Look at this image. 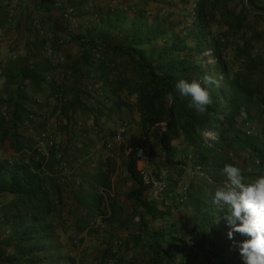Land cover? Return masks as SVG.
I'll list each match as a JSON object with an SVG mask.
<instances>
[{
  "label": "trees",
  "instance_id": "16d2710c",
  "mask_svg": "<svg viewBox=\"0 0 264 264\" xmlns=\"http://www.w3.org/2000/svg\"><path fill=\"white\" fill-rule=\"evenodd\" d=\"M206 2L198 3L186 36L174 31L177 23L168 17L150 23L137 16L128 27H123L124 15L115 13L107 15L98 27L84 34L61 30L65 28L60 23V36L52 41L55 45L64 44L67 38L80 42L82 53L74 73L96 78L92 83L96 96L90 94L88 87L87 91L80 89L73 101L62 107L61 114L67 122L60 130L66 137L47 147V157L36 145L49 117L26 90L40 92L54 66L39 56L32 64L21 57L4 68L6 82L1 94L2 97L7 95L4 103L9 112L6 115L0 110V146L3 151L7 147L19 157L13 161L11 157L0 156V264H85L83 257H75V250L81 237L88 232L102 233L99 264H197L200 253L195 250L197 247L206 253L201 264H218L212 260L215 247L221 253L229 248L235 256V264H245L238 244L246 237L236 233L234 240L228 238L230 229L223 219L227 206H216L213 196L216 187L226 180L224 167L235 166V158H239L234 141L242 140L239 130L256 120V103L264 105V76L258 81L254 79L256 70L264 66V62L262 57H254L247 51L251 43L246 42L236 48L238 56L247 58L245 67L229 70L222 58V46H228L229 33H219L218 37L211 35ZM243 2L248 7L254 0ZM42 4L47 6L52 0H42ZM257 8L261 10L258 14H264V7ZM219 15L220 24L234 31V35L240 32L247 19L245 13L235 14L231 9H222ZM111 26L113 31H123L125 38H116ZM168 38L171 42L161 51L154 49L160 39ZM189 38L194 42V54L189 52ZM39 40L26 43L27 47L32 45L37 54L48 46L46 39ZM205 48H211L216 58L209 67L197 62ZM204 75H212L219 83L209 87L213 103L205 113L199 114L188 107L189 98L179 95L176 84L181 79L200 80ZM48 85L57 98L65 94L62 86L53 81ZM168 92L173 93L174 102L165 99ZM129 98H134L135 102ZM134 108L144 135L165 124L161 127L159 144L166 154V163L179 169V175L189 156L194 167H201L200 179L191 181L185 192L174 193L170 198V204L173 202L177 209L184 203L192 207L194 218L192 222L186 220L192 223L186 231L191 248L187 247L186 232L182 228H170L173 221L166 217L172 215L170 205L164 199L157 201L148 195L153 185L143 180L137 151L123 155L126 156L125 175L116 167L117 161L107 148L117 135V130L109 126L120 122L129 124L133 120L129 113L134 112ZM242 110L247 113L246 119L240 116ZM78 111L94 117L93 129L81 130L75 123L71 128V113ZM41 112L45 117H41ZM261 126L246 142L259 163L251 165L253 169L259 167L253 172L242 168L246 179L264 171V146H259L256 140L260 137L264 141V121ZM211 129L216 137L208 140L206 132ZM179 139L184 150L183 159L178 162L181 168L173 159L177 149L172 142ZM117 170L122 182L116 181L115 186L124 188L129 207L126 214L124 207L127 206L119 204L117 195H111L112 174ZM128 183L130 186L125 188ZM161 216L167 219V224L153 230L150 217ZM125 233H128L127 241L119 240ZM129 244L142 253L127 256L123 248ZM223 259V264H228L227 257Z\"/></svg>",
  "mask_w": 264,
  "mask_h": 264
},
{
  "label": "rangeland",
  "instance_id": "374dc122",
  "mask_svg": "<svg viewBox=\"0 0 264 264\" xmlns=\"http://www.w3.org/2000/svg\"><path fill=\"white\" fill-rule=\"evenodd\" d=\"M78 1L77 3H80ZM200 1L202 0H120V1L110 0V1H103L102 5L99 4L95 5V3L93 2V7H92L93 10H91L90 8L91 6L88 3L85 4L81 3L83 5L82 9H80V6H82L81 4L79 5L75 3L72 7L75 8L76 15H75V19L72 20L71 23L72 22L76 23V20L79 19L78 23L80 24V28L82 27V25L85 26H83L80 32L75 30V33L84 34L88 29H93L95 27H98L102 19L106 18L107 15H112L115 13H122V15H124L125 18L123 20V25H122L123 27H128L129 24L137 16H140V19L142 21H149L150 23H153L155 21L157 22L158 19L168 17L174 23H177V26L174 27V31L181 32L183 36H186L187 32H189V28L191 27L192 21L195 19L196 7L198 6V3ZM40 2L42 3V0H40ZM35 3L36 2L32 1L30 5L34 6ZM206 3L208 4L207 11L210 15L208 30L211 31V35L218 37L219 33L222 32L224 33L226 31H228L229 33L228 38L230 40L228 46L226 45L222 46V58L227 62L229 70L235 71L245 67L247 58L238 56L236 52V48L237 46L244 45L246 42L251 43L250 46L246 47L247 51H250V53L254 57H262L264 62V14H258L261 10H258L257 8V6L264 7V0H254V3L250 2L248 7L245 5L243 0H207ZM19 4L20 3H18L17 5ZM33 6H31L33 9L31 13L34 15L32 21L38 19L39 21L41 20L42 23L47 22L46 18H44L46 16L42 17L39 16V14H35ZM67 7H69V5L66 6V8ZM15 8H16L15 3L12 2V0H0V18H1L0 25L5 26V24L10 22L9 19L13 17ZM247 8L249 10L246 11ZM222 9H231V11H233L235 14L245 13L247 15V19L245 20L243 24V28L240 30V32H236L234 35L233 34L234 31H230L228 30L229 29L228 27L220 24L219 14L220 11H222ZM34 22H32L33 29H36L37 31L40 30L38 26L34 25ZM54 25H55L54 22H52L48 27L44 25L45 27H47L46 28L47 30L46 32L48 34L47 37L49 40H51L49 43H51L52 39L55 38V36L52 34L53 33L52 26ZM111 27H112L111 31H113L112 29L114 27L113 26ZM112 33L115 35L116 38L117 37L120 39L125 38L123 31H113ZM39 35L42 37L43 35L46 34L40 33ZM29 41H31L32 43V40ZM73 41L74 40H71L70 38H67V40H65L67 44ZM170 42H171V38H168L167 40L160 39L158 43L154 45V49L156 51H161L163 47ZM188 45L190 48L189 52L192 53L194 42L190 38L188 40ZM118 59H116V61H118ZM215 61L216 58L213 56V51L211 48H205V50L197 57V62H202L203 65L207 67L215 63ZM2 69L3 67H0V71H2ZM1 75L2 72H0V76ZM261 76H264V66L256 70L254 79L258 81ZM220 81L223 82V79H221ZM1 85H3V83H1V79H0V110L4 108L5 106L4 102L7 100V96L3 95L2 97L1 93L4 88ZM99 87H101V83H99ZM11 89L12 90L15 89L14 86ZM130 100L132 103L135 102L134 98ZM133 110L134 112L129 113V117L133 118V120H131L129 124L125 125V124H121L120 122L117 125L114 126L112 125L117 130V134H120L121 136L120 138L115 137L114 143H112L111 146H107V148L110 153H113L114 156L113 159H116L117 161L116 167H118L120 171L126 170V158H125L126 156L123 157V155L128 154L131 150L138 151L141 149L144 152L143 160L146 163V166H144L141 169L149 173L152 179H156L158 176H161L162 180L165 182V187L163 188V190L152 189L153 199L157 201H161L163 199L166 201V199H168L170 203L171 199L169 198L173 196L174 192L178 193L177 191L178 189H180V193L182 191L185 192V189L188 186V184L193 180L198 181L202 176V173H199L198 169L194 167L193 159L189 156L186 167L182 168L184 169L183 173L179 175L178 173L179 169L177 170L173 166H170V164L166 163L165 160L166 154L161 149L159 144V137L161 135V130L165 126V124H161V126L157 128H152L150 133L144 135L140 130V126L138 124L139 116L137 114V111L135 108ZM256 110L258 111L256 120L253 123L246 124L243 127V130L241 131L239 130L238 132L239 137L242 140H234L235 145L236 147H238L239 150L237 153V156L239 158L238 159L237 157L235 158L234 165L236 167H239L241 171H243L242 168L244 169L247 168V171L253 172L254 169L257 170L259 168L257 167L253 169L251 167V165L257 166L259 165V163L257 162L256 158L253 156L252 152L250 151V148L248 147L249 145L247 146L246 144V142L250 141L249 138L251 136L253 137L255 134H257L258 129L262 127L261 123L264 121V118L262 117V112L264 111V105L260 106V104L256 103ZM220 117H222V115H220ZM99 122L101 123L103 122V120H99ZM255 126L257 128H255ZM45 130L51 134L48 127H45ZM51 135L53 136L54 141H56L55 140L56 136H54V134ZM215 137H216V132L213 129L206 132V139L211 140V139H215ZM256 140L259 146H264V141L263 140L261 141L260 137L257 138ZM172 143L177 149V153L174 155L173 159L176 162L178 168H181V165H179L178 162L181 159H183V155H184L182 144L180 142V139L174 140ZM37 147L41 148L44 155H46L47 157L48 155L47 146H45L46 149L45 147H39L38 145H36V148ZM1 150H3V148L0 146V151ZM108 150H106V153H108ZM2 153L6 155L5 158H9L7 155V153H9L7 147L4 149ZM16 157L19 156L16 155ZM11 160L13 161L17 160V158L13 156L11 157ZM256 175L257 177L260 175H264V171L259 172V174ZM177 176L180 178V180H178L179 183L177 182V185H175V183L173 184V182L175 180L174 178ZM253 178H256V176H253ZM176 187L177 190L174 191ZM171 204H173V202ZM174 206L175 204L173 205V207ZM176 209L174 210L175 219L178 221L179 220L186 221L187 216L185 215L186 216L185 217L180 212H177ZM174 216L168 215L166 217L173 218ZM164 218L165 217L163 216L159 217V219L155 221L154 227L159 228L160 224H164L165 223ZM93 233L94 234H90L89 232L85 233L81 237L78 245L76 246L75 257H77L78 259H81L83 257L85 264H99L98 256L100 255L101 252L99 248L101 246L100 242L101 239H103V237L101 232H93Z\"/></svg>",
  "mask_w": 264,
  "mask_h": 264
},
{
  "label": "crops",
  "instance_id": "0c3cea01",
  "mask_svg": "<svg viewBox=\"0 0 264 264\" xmlns=\"http://www.w3.org/2000/svg\"><path fill=\"white\" fill-rule=\"evenodd\" d=\"M32 1L36 2L34 4V6L30 5ZM77 1L78 0H64L63 6L57 8L53 4H49L47 6L46 5L44 6L40 2V0H38V1L37 0H12V2H14L15 6H16V8L14 10V15L12 18H10V19L8 18L10 22L5 24V26L0 25V67H3L2 71H0V72H3L4 68L9 63H11L13 60L21 58V57H26V59H27L26 61L28 62V64H32V62L39 59V56H40L41 58L48 59L51 62V64L54 66V70L51 72L50 78H48L46 80V84L43 85V88L40 92L34 93L29 88H27L26 92L30 96L31 100L34 99L35 97L41 98V103H40L42 105L41 107L45 112H47L48 117H49L47 122H46V127L49 128V131L51 132V134H54V136H56V141L61 140L62 137L65 136V135H63V132L60 130V128L62 126H64L67 122L66 118H64L63 114H61L62 107L68 106L73 101L75 94L80 89L86 88V91H87V87H88L90 94L96 96V93L93 90L94 85L92 84V83L96 82V78L80 77L76 73H74V66H75L77 60L79 59V57L82 53V46H81L80 42L78 40H74L73 42H71L69 44H67L65 42L62 45H60V43L58 45H55L54 44L55 42H53V41H52L53 43H49L51 40H49L47 37L48 34L46 32L47 31L46 28L48 26H50V24L52 22H54L57 27L55 25H54L55 27L52 26V32H53L52 34L57 38V36H60V33L58 32L59 31L58 29H60L59 24L61 23L60 19H62V12H63L64 8H66V6H68V5L73 6L75 3L79 4V5L81 3H84V4L88 3L91 6L90 7L91 10H93L92 9L93 2L95 3V5H98V4L102 5L103 1H110V0H79L78 2H80V3H77ZM37 2H38V4H37ZM18 3H20V4L17 5ZM31 6H33V8H34L35 14H39V16H42V17L46 16L44 18H46L47 22L42 23V21L41 20L39 21L38 19H35L34 20L35 22L32 21V18L34 17V15L31 13V11L33 10ZM47 8H48V10H46ZM82 8H83V5L80 6V9H82ZM87 8H88V6H87ZM78 20H76V23L72 22L71 24H68L67 26L66 25L61 26L62 28H65V29H61V30L66 31V29H67V30H70L74 33H75V30L80 32V30L85 25H82V27L80 28V24L78 23ZM32 22H34V25L38 26L40 28V30L37 31L36 29H33ZM44 25L47 27H45ZM39 32L42 34L45 33L46 35H43L41 37L39 35L40 34ZM36 38H38L40 40L46 39V41H47L46 45H48V46L45 47L44 50L43 49L40 50V54H37V51H35V49L31 47L32 45L30 46V44H29L28 45L29 47H27V44H26L28 40H34ZM59 55H63L65 57L63 60L64 62H61L59 59H57L59 57ZM0 77H1L0 78L1 83H3V85H4L6 82L5 74L2 73V75ZM49 81H53L57 85L62 86L61 90L64 91V93H65L64 96H61V98H57L54 94H52V91L48 85ZM3 85H1V86H3ZM126 95H127L126 91L122 93V96L125 97ZM4 96H7V95H4ZM82 98L84 99V101H86L85 94L82 95ZM2 110L4 111L3 112L4 114L8 115L9 109H7L6 106H4V108H2ZM126 114L128 115V113H125L124 115L126 116ZM127 118L128 117H126V119ZM120 120H122V118ZM74 123L76 125L75 127L79 128L81 130L93 129L94 128V117L89 113L83 114L80 111H78L75 114L71 113V120H69V124H70L71 128H72V124H74ZM109 125H112V124H109ZM111 127H113V126H111ZM113 141H115V139ZM110 146H111V144H110ZM2 152H3V150L0 151L1 157H5L6 155L3 154ZM7 155H8V157L14 156L15 158H17L16 154L13 153L12 151H9V153H7ZM78 159H79V157H78ZM80 160L81 159H79L78 161H80ZM144 166H146L145 161L143 159L139 160L138 161V169L140 170ZM122 172H124L125 175H127L126 171H122ZM118 174H119L118 170L114 174H112L113 185H112L111 195H113V196L117 195V199L119 200L118 201L119 204L127 206V207H124L125 208L124 209L125 214H126L128 212L129 207H128V203L125 199L124 188L120 187L119 185H118L119 187L115 186L116 181L117 182L119 181V183L122 182L121 179L118 178ZM174 179L175 180H174L173 184L175 183V185H177V182L179 183L178 180H180V178L177 176ZM128 186H130L129 183L127 184V186L125 188H127ZM118 189H121V190L119 191ZM176 190H177V187L174 189V191H176ZM177 191L179 193L180 189H178ZM119 192H120V194H119ZM152 193H153V191L150 194L148 193V195L150 196L151 199H153ZM166 203L168 205H170V208L172 209L171 210L172 215L174 216V210L176 209L175 206L173 207V205L169 203L168 199H166ZM183 205L180 209H176V211L180 212L184 216L186 215L187 218L192 222V220L194 218L192 207L185 205V203ZM150 218L152 219V228H153V230H155L154 228H156V227H154V224H155V221L159 218H157V219H154L152 217H150ZM164 219H165V223L163 225H166L167 219L166 218H164ZM171 220L173 221V223L170 224V228H172L174 230L182 228V231H184V232H186L188 230V228L191 227V224H192L190 221H186V223L184 224V220L178 221L175 219V216L173 218H171ZM114 223L116 225L119 224V222H114ZM185 225H186V227H185ZM128 233L123 234L119 238V240L126 242L128 239ZM210 236H212L214 241L217 242L216 241L217 239L214 238V235H211V233H210ZM189 238H190V236H188V234L186 232V242L188 244L187 247L191 248V242L189 241ZM199 248H201V247H199ZM199 248L197 247V249H195V250L200 251L197 264H201V262H203V258L205 257L204 255H206V253L203 252V250L199 249ZM123 249L126 250L127 256H129V257H133L135 253L138 255H140V253H142V252H140V250L138 251V249L136 250V248L132 247L131 244H129L126 248H123ZM214 249H215V251L212 254L214 257L212 258V260H215V262H217L218 264L219 263L223 264V262H224L223 258L225 256V257H227L226 260H227L228 264H235V261H236L234 258L235 256L232 255V252L230 253L229 248L225 249L224 253H221L218 247H215ZM142 251L144 252V250H142ZM137 252H139V253H137ZM232 258H234V260ZM242 264H244V263H242Z\"/></svg>",
  "mask_w": 264,
  "mask_h": 264
},
{
  "label": "clouds",
  "instance_id": "9594fccd",
  "mask_svg": "<svg viewBox=\"0 0 264 264\" xmlns=\"http://www.w3.org/2000/svg\"><path fill=\"white\" fill-rule=\"evenodd\" d=\"M218 83L212 75H204L191 82L181 79L176 88L181 97L189 98L190 109L203 114L213 103L209 87ZM165 99L174 102L173 93L168 92ZM240 116L246 119L247 113L242 110ZM223 174L226 180L216 187L213 203L227 206L223 219L230 229L228 238L234 240L236 233L246 237L238 244L245 264H264V175L246 179L241 169L231 164L224 167Z\"/></svg>",
  "mask_w": 264,
  "mask_h": 264
},
{
  "label": "built area",
  "instance_id": "2783aa9c",
  "mask_svg": "<svg viewBox=\"0 0 264 264\" xmlns=\"http://www.w3.org/2000/svg\"><path fill=\"white\" fill-rule=\"evenodd\" d=\"M245 2L247 3L248 0H245ZM64 3V0H52V4L59 8L62 7ZM75 15H76V10L74 7L69 6L67 8H65L63 10L62 13V19H61V23L63 26H67L68 24H71V21L75 19ZM208 53V51H207ZM64 56L63 55H59V57L57 59H59L61 62H64ZM47 78H50V75L47 76ZM28 80H26L24 82V84H27ZM62 94V93H61ZM34 100L37 103H41V98L39 97H35ZM44 112H41L40 115L42 117V115L45 117ZM120 134H117L116 138H120ZM55 144V141L53 139V136L46 130L42 131L41 134L39 135V143L38 146L39 147H52ZM110 146V144L108 145ZM137 156L139 158V160H142L144 158V152L140 149L137 151ZM196 169H198L199 173L203 172L201 171V167L200 166H196ZM140 173L143 177V180L145 183H152L153 185V190H163V188L165 187V182L162 180L161 176H158L156 179H152V177L149 175V173H147L145 170L140 169Z\"/></svg>",
  "mask_w": 264,
  "mask_h": 264
}]
</instances>
